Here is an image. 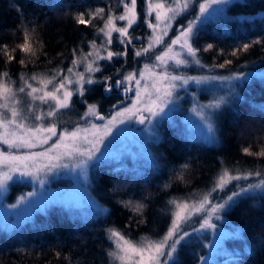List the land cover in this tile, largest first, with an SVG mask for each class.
Listing matches in <instances>:
<instances>
[{
    "label": "snow or ice",
    "instance_id": "6c2138e0",
    "mask_svg": "<svg viewBox=\"0 0 264 264\" xmlns=\"http://www.w3.org/2000/svg\"><path fill=\"white\" fill-rule=\"evenodd\" d=\"M229 0H144L143 24L149 30L144 36L134 35L131 31L138 26L140 14L137 11L138 0H116V5L122 8L117 12L116 7L109 3L107 10L96 7L95 10L85 9L83 12L73 13L72 19L78 25L93 26V39L87 40L88 51L82 45L85 38L70 50L71 60L65 68V60H61L55 67L33 71L30 75L20 72L18 80H13L8 65L15 60L14 53L19 51L27 57L34 58L28 62L37 63L39 56H47L44 44L40 42L37 49L31 42V33L25 25L22 32L23 42L17 43L12 49L8 44H0V53L6 57L5 70H0V192L7 190L10 181L26 182L30 179L33 191L17 197L16 203L7 205V208L16 209L23 205L21 211L39 209L42 206L60 202L68 207L75 204L74 193H51L45 188L47 178L59 173L61 169L76 171V179L87 178L90 162L99 160L104 152L102 145L112 144L135 121L145 125L144 131L154 142L159 139L155 125L160 120L167 119L176 111L181 100L180 91L187 92L188 87L195 84L211 86L213 82L239 81L246 76L243 72L230 73L227 76L211 74L216 68H225L233 63L225 59L223 63L206 64L200 57L201 52L215 49L213 43H207L203 48L196 46L199 39V30L205 23L218 20L224 6ZM51 7L59 6L56 0H49ZM18 15L23 19L22 10L13 5ZM195 10V15L186 23H179V18ZM106 14V19H105ZM87 16V18H86ZM102 19L103 24L95 27L93 21ZM123 22L119 25L117 22ZM175 24L176 35L169 37ZM114 33L117 34L114 37ZM166 38H168L166 40ZM99 40V43H97ZM118 43L121 49L113 50V44ZM139 42V47L137 43ZM264 45V37H257L251 42L237 45L231 51V56L238 57L241 52H248L254 45ZM131 48L134 60L144 59L140 67H133L125 71L129 49ZM161 49L157 51V49ZM223 53L224 50L220 49ZM61 55V53H57ZM67 59V57H65ZM123 59L124 63L115 67L113 61ZM107 62L114 71L108 75H97L104 72ZM18 63L26 66V60ZM51 63V61H49ZM195 66L197 69H207L209 74L188 75L181 72V68ZM82 69V70H81ZM118 77V78H117ZM102 85L103 94L110 96L113 90L119 91L123 99H117L110 105V111L100 110L99 102L89 103L86 94L94 86ZM179 90V91H178ZM129 93H134L130 96ZM193 106L189 110L201 121L207 130L205 139L215 143L214 115L222 104L228 103V97L235 95V85L224 96H214L207 104H200L196 100V93H191ZM82 103L84 111L76 116L75 120L65 117L75 112V104ZM126 101H130L127 103ZM264 110V109H262ZM241 151L248 156L264 157V146L254 152L252 146L242 147ZM101 154V157L97 156ZM153 169L159 168L156 158L149 154ZM185 163L180 166L174 177L176 181L185 182L184 172L189 168ZM249 177L259 178L254 183H245ZM235 190L219 200H214V192H224L233 182ZM40 187H36V183ZM172 186L171 181L162 185V190ZM257 190H264V167L253 170H240L222 166L213 177L211 187L199 193H190L186 196H171L168 198L163 214L169 217V223L163 235L157 238L142 236L139 240L130 239L121 229L114 226L107 227L105 235L113 244L107 252L110 264H182L180 250L187 243L186 238L193 233L212 230L215 233L217 225L212 222L213 217L220 219L219 213L231 208L242 198ZM112 192L118 188L111 189ZM151 194L141 197L140 200L121 199L117 202L132 215L133 221L140 217L138 223L146 222L143 214L147 208L144 200ZM93 207L95 215L106 214L109 210L95 200ZM0 207H5L0 204ZM9 215H20V212H11ZM199 217V226H193ZM186 228L190 229L185 230ZM233 235H239L234 231ZM209 244L215 246L216 241ZM204 244V247H209ZM248 248L242 249L247 253ZM17 254L32 253L26 248L15 249ZM57 260L62 253L53 249ZM213 253L200 256L199 261H210ZM37 256L40 253H36ZM63 259L71 264L69 254H63Z\"/></svg>",
    "mask_w": 264,
    "mask_h": 264
},
{
    "label": "trees",
    "instance_id": "16d2710c",
    "mask_svg": "<svg viewBox=\"0 0 264 264\" xmlns=\"http://www.w3.org/2000/svg\"><path fill=\"white\" fill-rule=\"evenodd\" d=\"M116 0H56L59 5L51 7L49 0H0V44H8L9 49L23 42L22 32L27 25L33 46L40 48L44 44L47 56L40 55L37 63L28 62L30 58L15 52V60L8 65L12 78L20 72H33L55 67L65 60L63 67L70 59V50L83 38L82 47L86 48L87 40H91L95 28L78 25L72 19L73 13L85 9L95 10ZM13 5L22 10L23 19L18 15ZM237 11L251 14L262 10L264 0H245L239 2ZM87 18V16H86ZM101 19L94 20L95 27ZM257 37H264V14L251 20L229 22L226 28L207 27L200 30V44L213 43L215 49L204 52L207 62L223 63L225 59L233 61L225 68H219L220 73L228 74L243 70H264V45H254L248 52H241L238 57L231 56V51L239 44L251 42ZM223 49L224 52H219ZM61 53V55H57ZM67 57V59H65ZM6 57L0 53V70H5ZM26 60V66L18 61ZM51 61V63H49ZM115 60L114 65L118 67ZM135 60L128 55L126 68H133ZM114 69V68H113ZM124 69V70H125ZM118 78V77H117ZM241 98L228 105L218 116L217 140L207 143L181 122L163 119L159 124L160 139L154 144L153 152L159 168H150L141 160L122 158L114 162H105L95 166L90 171L91 190L98 201L109 211L97 217L94 214L83 215L70 213L66 208L53 206L46 213L35 216L15 235L0 233V264H69L63 259L67 253L71 264H108L107 251L109 240L105 229L114 226L121 229L130 239H140L142 236L157 238L161 236L169 223V217L162 210L171 196H186L190 193L206 191L211 187L213 177L223 166L240 170H253L264 167V157L248 156L242 147L252 146L254 152L264 146V140L255 134L264 136V75L244 83L239 88ZM115 96L103 94L102 85L94 86L86 94L89 101L99 102L100 110L105 112ZM106 113V112H105ZM252 117L257 132L254 135L239 132L246 118ZM258 140V141H257ZM188 163V169L183 170L185 182L174 179L182 164ZM253 177H249L248 181ZM171 181L172 186L162 190L165 182ZM242 182V181H240ZM118 188L115 193L111 191ZM231 185L225 191L231 190ZM223 192L226 194L227 192ZM151 194L144 200L147 208L144 211V223H138L140 217L130 221L132 213L123 208L117 201L141 197ZM226 217L230 223L239 228L241 238H231L225 241L224 257H218L213 264H264V193L249 194L237 204L229 208ZM189 241V239L187 240ZM189 241L182 245L179 256L182 264H197L201 244ZM26 248L32 255L17 254L15 249ZM248 248L247 253L242 249ZM53 249L62 253L56 259ZM40 253L39 256L36 253Z\"/></svg>",
    "mask_w": 264,
    "mask_h": 264
},
{
    "label": "rangeland",
    "instance_id": "374dc122",
    "mask_svg": "<svg viewBox=\"0 0 264 264\" xmlns=\"http://www.w3.org/2000/svg\"><path fill=\"white\" fill-rule=\"evenodd\" d=\"M245 0H229L228 4L224 6V12L222 16L218 20H212L200 27V30L207 28V27H222L227 29V25L229 22L232 21H242V20H251L254 17H258L264 14L262 10L246 14L242 12H238V4L239 2H243ZM114 7H116V11L120 12L122 11L121 7H118L116 5V1L112 3ZM143 10H144V0H138V7L137 11L140 14V21L138 26H134V28L131 30L134 35H140L144 36L148 34L149 30L146 29V26L143 24ZM195 15V10L190 11L189 13L185 14L183 17L179 18L178 22L183 24L186 23V21L190 18H192ZM106 19V14H105ZM119 25H122L123 22H117ZM103 20L101 19L100 26H102ZM175 24L173 30L170 31L169 37H173L176 35L175 32ZM199 30V33H200ZM94 33V32H93ZM117 34L114 33V37ZM93 37V35H92ZM93 39V38H92ZM168 38H166L167 40ZM97 43H99V40H97ZM137 46L139 47V42H136ZM196 46L199 48H203L204 44H200L199 41L195 42ZM121 49V46L118 43L113 44V50ZM161 49H157L159 51ZM84 51H88V46L86 45V48L84 47ZM129 54L132 56L131 48L129 49ZM200 57L206 64H213L212 62H207L206 59L208 57L204 52L200 53ZM70 59L67 61L65 68L68 66V63L70 62ZM119 62L118 67L120 64L124 63L123 59L117 60ZM115 60L113 61V63ZM136 64H134V67H140L143 65V63L147 62L144 59L137 58L135 60ZM104 65H107V62H101ZM132 68H126L125 71L131 70ZM82 70V69H81ZM114 71L113 67L111 65H107L104 69L103 73L97 74V75H108L110 72ZM181 72H186L188 75H201V74H209L207 69H197L195 66H190L188 68H181ZM246 74L244 78H241L239 81H231V82H213L211 86L208 85H202L197 87L195 84H192L188 87L187 92L180 91L181 100L179 101V107L176 111L172 112L170 117L167 119L176 120L178 122H181L183 125L188 127L194 132V135H197L202 140H204L207 143L212 144L211 142H208L205 139L207 130L203 128V125L200 121V119L191 111H189L193 106V97L191 93H196V100L200 104H207L214 96H224L226 93L229 92L232 85H235L236 87V93H238V96L241 98L242 94L239 91L240 86H242L244 83H247L248 81L254 79L255 76H258L259 78H262L264 75V70H243L239 71ZM29 75L32 72H26ZM211 74L215 75H223L227 76L228 74H222L219 71V68H216L213 70ZM19 77V76H18ZM18 77H14L13 80H18ZM179 91V90H178ZM130 96L134 95V93H129ZM77 102L75 104V112H71L68 114V116L65 117V120L68 119V117H71L72 120L76 119V116L79 113H82L84 111V105L80 102ZM117 99H123L122 94L117 96L114 101L108 105L106 113L110 111V105L116 102ZM238 100L235 95L228 97V103L222 104L220 109L216 110L214 115V127H215V136H217V123H218V116L221 115V113L228 108V105L232 104L233 101ZM89 103L97 102V101H89ZM127 103H130V101H126ZM103 112V111H102ZM104 112V113H105ZM105 113V114H106ZM163 120H160L155 125V131L160 139V131H159V124ZM256 127L255 121L252 117L246 118L242 124V127L240 129L239 135L242 137L244 134L254 135L256 130L254 129ZM145 125H140L136 123L135 121L130 122V127L128 130H126L124 133L121 134V136L112 142V144H106L102 145V151L104 152V155L101 157L100 153H97L98 157H101L99 160H94L90 162L88 166L87 171V178L81 179L80 181H77L76 179V171L77 170H70V169H61L58 174L55 175V178H53L51 175L47 178L45 183V188L51 192V193H65L68 191H71L74 193V199L75 204L72 207H68L63 203L60 202H54L49 203L44 206H42L39 209H29L27 212L21 211L23 208V205L18 206L16 209H10L7 208V205L15 204L17 197L26 194L28 192L33 191V183L30 179H28L26 182L21 181H10L9 185L7 187V190L4 192H0V204L4 205L5 207H0V233L8 234V235H15L18 233L20 228L22 226H25L30 222L31 220L35 219V216L41 213H46L49 211L50 208L53 206L63 207L66 208L70 213H81L84 216L87 214H94L95 208L93 207V201L95 200L100 205H102L97 197L93 194L91 187L92 182L90 180V171L97 165H101L105 162H114L118 161L122 158L129 157L130 159L134 160H141L144 164H147L150 168L152 167V162L149 159V154L151 156H154L153 147L154 144L157 141H153L152 139H149L148 133L144 131ZM255 137H260V140H264V136H259L255 134ZM217 140V139H216ZM258 141V140H257ZM4 147V146H0ZM259 178L253 177L250 181H242L239 182L241 186H243L245 183H254ZM237 182H233L231 185V190L227 192L226 194L230 193L234 189V186ZM36 187L39 188L40 185L37 182ZM257 193H264V190H257L254 193L251 194H257ZM226 194H223V192H214L212 194V198L214 200H219L220 198L224 197ZM103 206V205H102ZM104 207V206H103ZM229 209H226L224 211H221L219 213L220 219L217 220L213 217L212 222L217 225V228L215 230V233H213L212 230H207L206 232L201 233H193L190 235V237L186 238V240L189 239V241L195 240L194 242H198L201 244V250H200V256H208V254L211 252L213 253L211 256L210 261H199L197 264H213L218 259V257H224L226 250L224 249L225 241L231 238H241V232L238 227L231 224L229 219L226 217V213ZM11 212H20V215H9ZM95 217L99 215H95ZM199 217H195L194 220L196 223L193 225L195 227L199 226ZM185 230H189L186 228ZM234 231H238L239 235H233ZM163 235V234H162ZM134 240V239H132ZM139 240V239H137ZM187 241V242H189ZM210 241H216L215 246L212 244H209ZM204 244H209V247H204ZM113 247L112 242L109 240V249ZM108 252V251H107ZM108 257V254H107ZM108 261L110 264V258L108 257Z\"/></svg>",
    "mask_w": 264,
    "mask_h": 264
},
{
    "label": "flooded vegetation",
    "instance_id": "af4514ba",
    "mask_svg": "<svg viewBox=\"0 0 264 264\" xmlns=\"http://www.w3.org/2000/svg\"><path fill=\"white\" fill-rule=\"evenodd\" d=\"M111 95L117 97L118 95H120V92L114 89Z\"/></svg>",
    "mask_w": 264,
    "mask_h": 264
}]
</instances>
